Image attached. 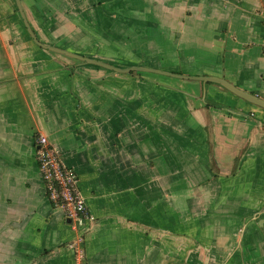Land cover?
Returning a JSON list of instances; mask_svg holds the SVG:
<instances>
[{
	"label": "crops",
	"instance_id": "obj_1",
	"mask_svg": "<svg viewBox=\"0 0 264 264\" xmlns=\"http://www.w3.org/2000/svg\"><path fill=\"white\" fill-rule=\"evenodd\" d=\"M44 45L264 100V0H20ZM45 136L95 223L46 196ZM0 264H264V109L215 83L38 46L0 0Z\"/></svg>",
	"mask_w": 264,
	"mask_h": 264
},
{
	"label": "built area",
	"instance_id": "obj_2",
	"mask_svg": "<svg viewBox=\"0 0 264 264\" xmlns=\"http://www.w3.org/2000/svg\"><path fill=\"white\" fill-rule=\"evenodd\" d=\"M36 159L47 198L52 206L71 222L73 229L79 234L75 242V250L78 258L82 260L85 235L95 223V218L80 192L78 176L73 169L65 165L60 152L45 136H39L36 140Z\"/></svg>",
	"mask_w": 264,
	"mask_h": 264
},
{
	"label": "water",
	"instance_id": "obj_3",
	"mask_svg": "<svg viewBox=\"0 0 264 264\" xmlns=\"http://www.w3.org/2000/svg\"><path fill=\"white\" fill-rule=\"evenodd\" d=\"M17 2V6L18 9L20 11V14L23 18L24 24L27 28V31L29 33V35L31 36V38L33 39V41L40 46L41 48L53 52L55 54L58 55H62L65 56L67 58H70L72 60H76L79 61L82 64L85 65H91V66H96L99 68H103L105 70L117 73V74H133V73H146V74H157V75H162V76H167V77H172V78H178V79H184V80H196L199 82H203V83H215L223 88H225L226 90H228L229 92H231L232 94L236 95L237 97L243 99L244 101L253 104L254 106H257L261 109H264V100L258 98L257 96H253L251 94H248L244 91H241L240 89L236 88L235 86H233L232 84L228 83L225 80L219 79V78H201V77H186V76H182V75H178V74H173V73H169L166 71H161V70H157V69H153V68H147V67H142V66H133L130 68H119L116 67L114 65L108 64L106 62L103 61H99L96 59H92V58H87L78 54H74L65 50H61L55 47H50V46H46L44 44H42L35 36L34 32L32 31L29 23L26 20V17L23 13V9L21 6V2L20 0H16Z\"/></svg>",
	"mask_w": 264,
	"mask_h": 264
}]
</instances>
